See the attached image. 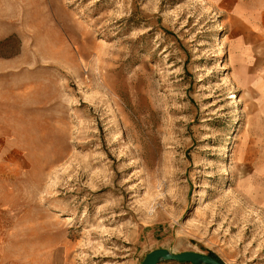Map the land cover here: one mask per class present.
<instances>
[{"label":"rangeland","instance_id":"1","mask_svg":"<svg viewBox=\"0 0 264 264\" xmlns=\"http://www.w3.org/2000/svg\"><path fill=\"white\" fill-rule=\"evenodd\" d=\"M262 43L264 0H0V264H264Z\"/></svg>","mask_w":264,"mask_h":264},{"label":"water","instance_id":"2","mask_svg":"<svg viewBox=\"0 0 264 264\" xmlns=\"http://www.w3.org/2000/svg\"><path fill=\"white\" fill-rule=\"evenodd\" d=\"M176 261L190 264H222L219 260L209 255L194 251L171 252L169 249L156 248L146 253L141 264H159L161 262Z\"/></svg>","mask_w":264,"mask_h":264},{"label":"crops","instance_id":"3","mask_svg":"<svg viewBox=\"0 0 264 264\" xmlns=\"http://www.w3.org/2000/svg\"><path fill=\"white\" fill-rule=\"evenodd\" d=\"M7 116L6 113V104H5V98L2 97L0 99V178L2 177V165H4L2 161L3 153L7 154L8 150H19L23 149V145L18 144V136L16 135L15 131L9 132V128L15 127L16 124L5 121ZM6 162V161H5Z\"/></svg>","mask_w":264,"mask_h":264},{"label":"bare ground","instance_id":"4","mask_svg":"<svg viewBox=\"0 0 264 264\" xmlns=\"http://www.w3.org/2000/svg\"><path fill=\"white\" fill-rule=\"evenodd\" d=\"M240 41H241V39H240ZM239 42V41H238ZM259 43V42H258ZM262 44H264V43H262ZM260 45V44H259ZM262 47H263V45H262ZM247 49V48H246ZM250 49H251V47H250ZM253 49V48H252ZM239 75V74H238ZM246 76V75H245ZM247 78H248V76H247ZM264 79V78H263ZM249 80V79H248ZM244 81H245V79H244ZM246 84V83H245Z\"/></svg>","mask_w":264,"mask_h":264},{"label":"trees","instance_id":"5","mask_svg":"<svg viewBox=\"0 0 264 264\" xmlns=\"http://www.w3.org/2000/svg\"><path fill=\"white\" fill-rule=\"evenodd\" d=\"M212 256V255H211ZM212 257H214V256H212ZM214 258H217L216 256L214 257ZM218 259V258H217Z\"/></svg>","mask_w":264,"mask_h":264}]
</instances>
